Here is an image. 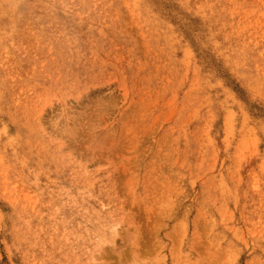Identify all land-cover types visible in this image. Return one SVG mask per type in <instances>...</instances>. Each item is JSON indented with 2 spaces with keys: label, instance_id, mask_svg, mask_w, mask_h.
Segmentation results:
<instances>
[{
  "label": "rangeland",
  "instance_id": "1",
  "mask_svg": "<svg viewBox=\"0 0 264 264\" xmlns=\"http://www.w3.org/2000/svg\"><path fill=\"white\" fill-rule=\"evenodd\" d=\"M0 264H264V0H0Z\"/></svg>",
  "mask_w": 264,
  "mask_h": 264
}]
</instances>
